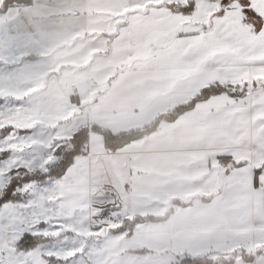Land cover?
I'll list each match as a JSON object with an SVG mask.
<instances>
[{"label": "snow or ice", "instance_id": "6c2138e0", "mask_svg": "<svg viewBox=\"0 0 264 264\" xmlns=\"http://www.w3.org/2000/svg\"><path fill=\"white\" fill-rule=\"evenodd\" d=\"M0 264H264V0H0Z\"/></svg>", "mask_w": 264, "mask_h": 264}]
</instances>
